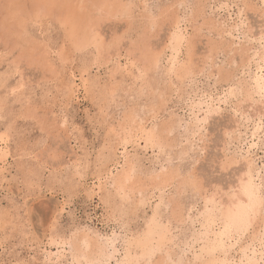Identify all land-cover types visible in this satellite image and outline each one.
Listing matches in <instances>:
<instances>
[{
    "label": "rangeland",
    "instance_id": "obj_1",
    "mask_svg": "<svg viewBox=\"0 0 264 264\" xmlns=\"http://www.w3.org/2000/svg\"><path fill=\"white\" fill-rule=\"evenodd\" d=\"M33 1L0 0V26L18 27L12 34L0 28V264H87L73 261L69 245L75 233L85 231L119 237L114 242L118 258L123 238L143 230L153 208L170 197L182 205L179 218L171 219L174 260L194 264L203 243L195 242L201 231L195 217L206 201L220 206L235 191L248 159L256 166V184L264 190V91L246 100L241 89L261 63L256 56L237 71V54L231 64L235 50L248 48L250 55L264 51V1L124 0L134 2L130 15L105 18L102 25L103 38L121 48V56L108 61L99 57L98 49H73L69 25L63 22V12L75 7L98 15L93 0H45L50 4L44 12H37ZM151 14L157 21L152 26ZM196 14L199 23L192 17ZM177 18L180 29L195 37L194 47L186 43L177 54L178 61L193 54V67L184 79L163 74L170 65L167 46ZM146 30L153 48L164 50L150 70L131 49ZM222 30L232 34L221 36ZM232 43L234 52H229ZM219 70L227 76L221 77ZM162 90L165 104L150 111ZM198 102L200 110L194 108ZM130 114L137 117L135 126L141 120L147 129L175 122L163 148L145 147L143 140L139 145L136 138L119 144ZM126 157L137 160L141 176L179 169L198 178L204 189L198 192L173 181L145 204H138L133 194L122 204L109 182ZM169 211L167 204L160 208L164 220ZM252 233L253 228L230 249L231 264ZM253 248L257 263L264 264V240L250 246L249 253Z\"/></svg>",
    "mask_w": 264,
    "mask_h": 264
},
{
    "label": "bare ground",
    "instance_id": "obj_2",
    "mask_svg": "<svg viewBox=\"0 0 264 264\" xmlns=\"http://www.w3.org/2000/svg\"><path fill=\"white\" fill-rule=\"evenodd\" d=\"M51 1L53 2V0ZM32 2L34 1L32 0ZM92 2L93 7L96 6L94 11L98 12V15L87 13V11L83 10V7H79V9H76V7L71 9L69 8L70 10H66L64 12L62 10L64 13L63 22L69 25V35L73 49L76 48L84 50V48L88 47L98 49L99 57H105L106 61H108L107 59H111L115 56H121V48L116 47L115 44L117 41L111 39V41H106L104 39L106 36L103 38L105 34H102V25L105 22V18H112L111 16L116 17L117 15H121L120 17L123 15H130L129 12H132L133 9L131 4L134 2L131 3L124 0H93ZM49 4L50 2L47 3L45 0H36L34 5L38 8V10L36 9L37 12H44L49 9H47V7H49L47 5ZM51 6L53 7L54 5L51 4ZM166 11H169V9ZM49 12L50 11H48V13ZM168 16V18L171 17V15ZM199 16V14L192 16L195 17L194 20L196 23H199ZM150 19V25H155L157 22L156 17L151 14ZM181 21L182 20L179 18L174 20L173 27L175 30L169 37V45L167 46L171 49V57L169 58L170 65L163 74L170 76L171 79H184L183 77L190 73L194 63L192 58L193 54L191 55V53H189L190 57L187 61L177 60V54L180 51V48H182V46L184 47L186 43L190 47H194L195 42L194 36L188 37L182 29H180ZM207 23L215 26L209 19ZM19 25L21 26V23ZM0 28L2 33L5 34H12V29H18L17 24L13 25L11 28L7 25V23L1 25ZM224 33L232 34L230 31L228 32L227 30H222L219 32V35L224 36ZM143 34L144 35L141 36L142 40H139L140 42H134V44L131 43V49L133 54L136 53V51L139 52L140 61L142 60V62H144L150 70L151 67H157L164 50L159 52L153 48V45L151 44L153 39L149 30H146ZM233 44L234 43L229 45V49L227 48L229 52H234V50H232L233 48L231 49ZM248 51H250L248 48L242 49L241 52L235 50V55L231 57V64L235 63V60L238 59L236 57L237 54L240 59L237 71L247 65H250L253 61H256L255 59L259 58L261 63L259 66V72L256 73L255 77L252 78L251 81L243 83L241 88L243 91L242 95L245 99L252 100L254 93L262 94L264 91V51L261 53L255 52L253 55L252 53L251 55L248 54ZM66 54L68 55L69 53ZM66 54H64L63 57L61 56L62 59L67 58ZM34 60L36 61L37 58ZM98 62L100 63V61ZM144 63H142V65ZM218 73L221 74V77L227 76V74L223 71L219 70ZM74 76L76 77L75 74ZM160 92V100L158 103H155L150 111H155L165 104V98L163 99V97L164 92L166 95L167 93L166 91L163 92V90ZM230 96V90L225 92L223 97L224 101H227ZM201 106L202 103L198 102L194 105V108H198V110H200ZM155 116L156 115H153V117ZM136 118L137 117L134 114H130L128 116V122L123 124V130L125 133L119 144L126 146V144L136 138L139 145L141 144L140 141L143 140L145 147L147 145L150 146L154 144L162 147L165 145L164 140H166V135L171 133L175 126L174 121H168L161 124L159 127L156 124L150 129H147L146 125L143 124L141 120L140 125L135 126L134 123L137 122ZM257 130L258 128L254 131L253 136L256 135ZM232 160H235L233 161L235 163L239 162L238 158H234ZM230 163V161L226 162V164ZM121 165L122 168L120 170L118 169L119 171L114 173L109 184L112 188H114L116 194L121 196L122 201H124H121L122 204L129 200L130 194L138 196V204H145L146 200L150 199L157 189L162 191V189L169 186L173 181H178L180 186L189 184L198 192L204 189V184L199 181L198 178H193L192 175L189 174L183 175L179 169L164 168L167 171L163 170L158 173H149L146 174V176H141L137 174V160L135 158L126 157L124 163ZM255 169V164L248 159L245 162L244 169L240 174L235 191L230 195L227 194V197L225 196L226 199L224 201L222 200L223 203L220 206H215V201L213 199L206 201L204 209L199 211L195 217L196 220L200 222L201 230L196 236L195 242L197 243L202 241L203 243H201L202 246L199 253H195L194 264H231L229 258H227L230 249L238 244L239 241L242 240L244 234L251 228H253V233L250 235L249 242L240 246V255L235 264H258L255 258L257 250L253 248L250 251L251 253H249L250 246L264 240V190L262 192L260 185L255 182ZM231 188L233 190V186ZM148 190L151 191L150 196L146 197L144 193ZM215 195L213 196L214 198ZM166 204L170 210V218L168 217L164 220L160 213V208L162 205ZM181 207V201L174 197H170L168 203H166L164 199H161V201L153 208V213L148 218L146 227L143 230L138 231L137 234L125 236L123 238V252H121L122 255L118 258L115 255L118 252L120 253V249L117 248L114 242L117 239L119 240V237L114 239L109 236L104 237L97 234L94 235L89 231L75 233L69 244L73 261L80 262L84 260L87 264H111V259L114 258L115 264H137L140 261L144 262V264H177L179 260H174V257L177 256V254L172 251L169 244V242L172 241L169 233H172V229L170 227L171 219L175 218V220H177L179 218ZM190 248H194V244H192ZM112 249L113 252L111 251Z\"/></svg>",
    "mask_w": 264,
    "mask_h": 264
}]
</instances>
